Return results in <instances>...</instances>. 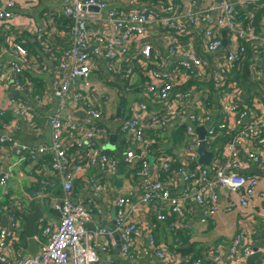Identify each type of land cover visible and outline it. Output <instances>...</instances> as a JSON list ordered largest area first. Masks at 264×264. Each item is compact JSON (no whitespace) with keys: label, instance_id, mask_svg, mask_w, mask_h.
Wrapping results in <instances>:
<instances>
[{"label":"built area","instance_id":"built-area-1","mask_svg":"<svg viewBox=\"0 0 264 264\" xmlns=\"http://www.w3.org/2000/svg\"><path fill=\"white\" fill-rule=\"evenodd\" d=\"M147 1H63L61 14L68 21L69 48L54 60L49 86L43 90L42 97L34 96L39 105H45L49 97L58 101L50 121L51 144L33 146L12 138H0V143L7 144L15 158L0 179L3 199L9 195V181L17 176L21 164L49 152L51 168L59 175L63 194L60 201L52 204L58 225L37 253L23 255L12 250L17 219L10 215L7 224L0 229V264H99V253L108 251L114 243L109 231L85 228L89 223L94 224L101 210L75 197L73 190L74 181L82 179L84 192L102 195L105 186L93 169L110 174L118 169L119 161L98 149L101 140L107 138L100 123L105 114L104 101H108L109 96L89 84L85 85L89 90L80 85L81 81L87 83L99 64L122 85L119 96L133 92L131 88L136 86V93L147 99V103H134L126 113H120L116 123L118 133L124 135L126 141L122 161L130 166L139 163L135 176L140 179L142 194L132 211L157 203L168 209V216L181 217L190 202L210 217L221 207L230 211L234 206L246 213L254 211L257 199L264 202L257 174L231 173L241 168L236 147H247V141L252 148L246 150L245 157L264 176V99L248 107L239 104L242 87L240 83L229 81L244 65L251 66L252 70L262 65L264 76V39L251 27L243 26V20L249 18L247 15L241 17L236 13L241 7L251 8L256 4L264 7V0H220L219 4H215L217 0H209L210 7L204 10L191 7L188 11L181 10L177 0H162L156 9L149 7ZM7 7L12 8L13 4ZM211 13V25L198 32L199 22L208 20ZM16 20L12 12L0 10V32L8 35L10 49L8 65L0 66V90L9 99L5 104L8 107L0 103V124H4V111H11L33 128L32 108L21 97L30 91L34 93L35 88L24 77L30 71L46 72L47 67L25 57L18 41ZM37 31L41 32L38 28ZM225 31L227 37L224 38ZM155 41L176 61V66L168 68L165 58L152 46ZM210 54L215 55L214 61L207 60ZM190 80L198 85H189ZM209 87L218 102L215 117L206 100ZM13 91L19 96L12 98ZM64 110L71 115L64 114ZM77 112L83 113L84 118H74L72 114ZM181 117L187 119L179 146L186 147L185 157L180 159L185 168L171 174L182 178L186 186L180 195H173L169 183L162 182L159 174L154 178L148 175L146 159L151 148L160 145L157 138L167 141L172 132L179 130L167 133L168 127ZM112 119L117 121L115 117ZM197 127L205 130L206 147L224 141L221 147L225 148L208 167L199 165L189 172L190 164L197 160L196 148L200 142L195 132ZM174 161L172 155L161 154L157 167L166 173ZM88 171H91L89 175ZM166 174L167 179L175 176ZM220 200L224 201L223 205ZM129 205L125 198L115 202V226L121 236L123 262L135 261V238L140 234V225L133 222L132 213L127 209ZM258 212L264 215V208ZM166 218L164 213L157 212L158 220L166 221ZM176 226L171 223V227ZM148 244L164 264H190L176 252H166L152 235L148 237ZM256 252L261 254L264 264V226L259 251L253 246L251 234L237 233L225 254L211 248L205 257L210 264L221 260L222 255L226 258L222 264H245ZM199 263L198 260L196 264Z\"/></svg>","mask_w":264,"mask_h":264},{"label":"crops","instance_id":"crops-1","mask_svg":"<svg viewBox=\"0 0 264 264\" xmlns=\"http://www.w3.org/2000/svg\"><path fill=\"white\" fill-rule=\"evenodd\" d=\"M63 1L65 0H3V2H0V10L10 11L17 18L18 41L21 49L26 54L25 57L34 59L38 64L47 67L46 72L30 71L26 74L30 78L24 77L30 80L35 88L34 93L30 91L29 94H23L25 97H21L25 100V104L32 108L35 126L33 128L28 127L23 117L11 111H4V124H0V138H12L18 143H27L33 146L45 145L49 147L51 144L50 121L57 109L58 101L52 97L47 98V96V103L39 105L34 96L42 97L43 90L49 86L50 71L54 66V60H57L62 52L69 48L66 26L68 21L61 14ZM177 1L180 9L186 11L191 7L195 10H204L212 5L209 0ZM219 2L220 0H217L215 4H219ZM9 3L13 4L12 8L7 7ZM258 9L259 7H241L237 8L236 13L237 16L245 17L247 15L249 17L243 20V26L247 27L246 22H251L254 26L251 29L262 40L264 39V11H256ZM212 20L213 14L211 13L208 20L199 22L197 31L201 32L211 25ZM37 28L40 29V33L37 31ZM224 34V38L227 37L226 31ZM7 38L8 35L6 33L0 32V66L2 67L7 66L10 61V49ZM27 42L32 44L30 49L22 47ZM152 46L162 59L163 57L165 58L168 68L176 66V61L164 53L163 46L159 42H153ZM46 51L54 52L57 57H49ZM214 57V54H210L207 56V60L214 61ZM250 67L244 65L233 77H229V81L240 83L242 91L238 96V100L239 104L246 107L252 106L253 103L264 99L262 65L259 64L254 70ZM103 70L104 66L99 64L97 71L91 75L87 83L81 81L80 85L81 87L83 86L82 89L89 90L88 87H85L86 84H89L109 96V100L104 101L105 114L104 119L100 123L101 127L105 129L107 138L101 140L98 149L116 158L119 161L118 169L115 174L93 169L96 176L105 186L102 195L94 196L89 192H84L82 190V184L84 183L82 179L74 181V195L101 210V215L95 216L94 224L89 223L85 226L88 231L104 230L99 229V227L105 223L115 225V202L119 198H125L129 201L130 205L127 209L132 213L133 222L140 225V234L135 238V246L137 247L135 261L123 262L120 253L122 241L119 249H117L118 236L114 237L110 232L114 243L109 247L108 251L99 253V264H164L151 251L148 244L149 235H152L156 244L163 247L166 252L171 254L176 252L175 254L182 256L190 264H196L198 260L200 261L199 264H210L205 257L209 249H218L225 254L231 239L237 233L251 234L253 246L256 251H259L262 228L264 226V215L258 211L260 208H264V202L258 199L254 203V211H245L247 214L242 213L237 207L233 206L230 211H224L221 207L213 216L207 217L197 205L190 202L186 205L181 217L168 216L166 213L168 209L164 205L157 203L132 211V208L139 202L142 194V189L139 185L140 179L135 176L139 163L137 162L130 166L122 161L126 141L124 135L118 133L116 123L118 122L120 113H126V109L134 103H147V99L144 95L136 92H127L126 95L119 96L118 93L122 90V85L118 83L117 79L106 74ZM7 86L11 88L10 85ZM211 91L212 88L209 87L206 100L208 102V109L213 117H215L218 111V102L215 96L211 94ZM12 96L17 97L19 95L13 91ZM7 100H9L8 96L5 97L0 90V103L4 106ZM5 107H8V105H5ZM73 117L76 119L84 118V116ZM113 117L117 121L113 120ZM186 125V117H181L168 127L167 133L169 135L173 129L180 128L181 126L185 127ZM223 142L219 141L214 146L207 147L209 151L215 152L213 160L216 159L218 153H224L225 147H221ZM157 143L160 145L152 147L146 159L148 162V175L154 178L159 174V179L162 182L167 181L169 183L171 193L173 195H180L186 186L184 180L175 175L176 173L171 174L172 172L166 173L175 175L174 178H165L167 174L160 172L157 167L159 165L158 157L161 154H168L172 155L173 159L180 161V159L185 157L186 147H179L182 143L181 140L177 141L169 139V137L167 141H164V139L159 141L157 138ZM245 145L247 147H236L241 168L238 171H231V173L254 174V169L256 168L245 157L246 150L252 147H250L251 144L247 141H245ZM84 146H87V144L85 143ZM14 160V154L10 147L7 144L0 143V174L3 173L5 166L7 169ZM50 163L51 155L49 152L22 163L17 176L14 175L9 181V195L6 198L3 199L0 189V229L7 224L10 215H14L17 219V229L13 233L15 238L12 248L13 252L30 255L28 253V240L24 237L25 218L37 208L40 209L42 216L36 222L37 234L34 240L37 250L35 253L48 242L50 235L56 230L58 215L54 211L52 204L60 201L63 194L59 175L52 170ZM195 167L191 170L188 168V171L190 172L197 168ZM90 173L91 171H88L87 175ZM257 176L260 178L259 191L264 194V176L261 174ZM220 203L223 205L224 201L220 200ZM157 212L164 213L167 216L166 221L158 220ZM171 223L177 226L173 228L171 227ZM88 225L92 226L93 229L92 227L89 229ZM46 230H48L47 234L44 233ZM5 254H10V252L5 251ZM225 259L222 255L221 260L217 259L214 264H222ZM262 260L263 257L261 256L254 264H262Z\"/></svg>","mask_w":264,"mask_h":264},{"label":"water","instance_id":"water-1","mask_svg":"<svg viewBox=\"0 0 264 264\" xmlns=\"http://www.w3.org/2000/svg\"><path fill=\"white\" fill-rule=\"evenodd\" d=\"M93 10V9H91ZM94 11V10H93ZM225 34L223 33V36ZM223 43L225 44L226 41L224 39ZM14 94V93H13ZM64 114L66 115H71V113H69L68 111L64 110L63 111ZM75 117H82L84 116L83 113L81 112H77V113H73L72 114ZM196 134L198 135V139H199V144L196 148V152L198 154V159L197 161L193 162L190 167L189 170H191L193 167L197 166V165H201L204 167H208L210 165V163L213 161L214 159V154L215 152H211L207 149L205 141H204V135H205V130L203 127H197L195 129ZM6 172V166L3 169V173L0 174V179L3 177V174ZM254 174H259V171L257 169H254ZM42 216L41 211L39 208H37L32 214L27 215L25 218V226H24V237L28 240V253L30 255H33L36 250H37V246L35 243V236L37 234V229H36V222L39 220V218ZM89 229H91L92 226H87ZM93 229V227H92ZM99 229H104L107 230L109 232H111L113 234V236H118V243H117V249H119L120 245H121V236L120 233L118 231H116V226L113 225H108V224H103L99 227ZM261 257V254L259 252L254 253L253 255H251L250 257L247 258L246 260V264H254V262Z\"/></svg>","mask_w":264,"mask_h":264},{"label":"trees","instance_id":"trees-1","mask_svg":"<svg viewBox=\"0 0 264 264\" xmlns=\"http://www.w3.org/2000/svg\"><path fill=\"white\" fill-rule=\"evenodd\" d=\"M162 3H163L162 0H149V1L146 2V4L149 7L153 8V9L159 8ZM257 7H259V9H260V10L258 9L257 11H260V12L261 11H264V7H261L260 8V5L259 4H256L253 8H257ZM246 26L251 27V28L254 27L250 22H246ZM31 45L32 44H30V43L27 42V44H23L22 47L29 48L30 49L31 48ZM252 46H253V44L250 45V46H248V48H250ZM46 54L49 57H52V58L53 57H57L56 54L54 52H52V51H46ZM25 77L26 78H30L29 76H26V75H25ZM194 83H196L195 80H190L188 84L191 85V84H194ZM136 90H137L136 86L133 87V88H131V91H133V93L136 92ZM183 133H184V127L181 126L179 128V130H176V131H174V132L171 133V139H175L177 141H180L184 137L183 136ZM174 162L173 163H170V169L168 171L169 173L170 172L178 173L179 172L178 170H181L182 168H185V167H182L181 162L179 160L175 159Z\"/></svg>","mask_w":264,"mask_h":264}]
</instances>
